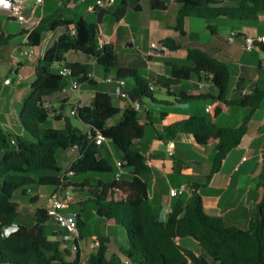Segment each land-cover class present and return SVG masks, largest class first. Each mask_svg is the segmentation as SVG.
Segmentation results:
<instances>
[{"label": "trees", "instance_id": "16d2710c", "mask_svg": "<svg viewBox=\"0 0 264 264\" xmlns=\"http://www.w3.org/2000/svg\"><path fill=\"white\" fill-rule=\"evenodd\" d=\"M60 7L43 17L32 31L23 30L19 35H27V46L37 49L42 36L57 33L59 36L36 65V81L32 84V94L24 101L20 124L23 135L7 132L0 123V264H80L82 255L79 241L84 237L87 222L77 215L79 238L75 240L76 253L73 260H67L69 251H63L65 237H52L47 230L51 219L47 209L38 210L36 224L26 227L17 224L19 205L14 201V193L19 189L28 192L32 186H56L72 188L75 192H86L88 199L81 202L83 208L96 207L97 216L122 226L127 234V249L119 253L111 250L112 239L99 237V244L88 257V264H209L207 257L183 246L180 241L191 238L218 264H264V198L253 211L246 229L229 225L222 217L209 216L204 211L202 189L206 188L217 174L229 154L239 147L247 134L255 113L264 104V89L254 87L250 93L239 99H229L231 72L227 62L201 49H188L186 63L167 62L169 75L144 76L138 69L118 68L117 79L132 80L128 89L129 103L116 124L108 122L119 116L121 110L113 104L108 92H96L89 106H82L76 115L89 126L85 132L62 114L54 111L56 121H64L62 129L44 128L50 117L45 107L44 97L63 92L72 79L81 84H97L89 75L93 66L82 63H67L72 75L64 77L52 70L55 63L64 61L67 51H75L93 57L107 73L116 67V37L113 35L103 49L99 47L98 29L108 11L96 6L98 24L85 18L69 20L65 11L72 0H60ZM100 3L107 0H98ZM119 5L113 13L115 24L127 17L128 6L133 3L137 12L142 11L143 0H117ZM239 1L237 8L220 6L219 0H175L180 6L176 25L173 29L181 37L186 36L185 22L188 18L212 20H238L256 22L264 13L263 0ZM152 10L166 11L163 0H151ZM207 30L216 33L215 25L209 23ZM72 29L75 33H72ZM15 34L0 33V49L7 47ZM161 45L170 51H178L182 44L166 38ZM264 52V46L260 47ZM193 76L200 81L208 80L218 89L216 97L196 96L182 87ZM238 90H242L238 86ZM157 94H165L172 100H160ZM139 102L140 110L133 104ZM194 102H223L228 107L249 109L238 127H223L213 119L195 113H181L169 110L156 111L154 106L164 105L175 108ZM217 109L214 117L219 115ZM159 125V127H158ZM147 127L155 133V140L165 145L174 143L179 136L191 137L203 147H213L215 156L212 167L203 184L192 182L186 187L190 192L176 197L171 210L166 214L163 206L155 205L150 198V182L154 161L141 153L135 146L145 138ZM97 133L115 144L120 151L122 169L129 176L112 181L93 180L91 174L116 176L115 165L100 156V146L95 143ZM77 150L80 158L69 169L70 177L63 173L58 152ZM173 171L177 175H194V169L185 161L172 155ZM86 177L81 183L72 180ZM69 181V186H63ZM258 187L264 190V152L262 170L258 177ZM27 188V189H26ZM17 224L19 229L5 238L3 229ZM65 236L67 233L60 229Z\"/></svg>", "mask_w": 264, "mask_h": 264}, {"label": "crops", "instance_id": "0c3cea01", "mask_svg": "<svg viewBox=\"0 0 264 264\" xmlns=\"http://www.w3.org/2000/svg\"><path fill=\"white\" fill-rule=\"evenodd\" d=\"M25 1H27L26 6L28 9L27 10L28 15L31 18H33V20L36 23H39L40 20L46 15L54 13L61 5L60 0H44L43 4L39 7H36L31 0H25ZM219 1L221 2L220 6H224L228 8H237L239 6V1H235V0H219ZM171 2L175 3V0H171ZM166 4L168 8L166 11H164L165 13H167L171 9V7H173V5L171 4L168 3ZM83 5H86L87 9H82L81 6ZM97 5H99L100 8L108 11L109 14L107 15H111V32L110 29H108V27L105 28V25L101 23L98 29V34L99 32H101L103 39L106 42H109L110 38L113 35H115L116 37L115 50H116L121 40H123L122 32L124 31V29L132 28L128 24L129 15L125 19L121 20L118 24H115L116 20L113 16V13L116 11L119 5L117 0H107L106 2L103 3H100L98 0H80V4L77 3V0H72L71 3L67 6L65 14L67 19L69 20L85 18L89 22L95 23L89 20L88 15L90 13H94L97 16L95 10ZM141 5L143 11V2L141 3ZM132 8L135 11L134 5L132 6ZM179 9H180L179 5H177V7H175L174 9V14L176 15V21H177V13ZM69 11L73 13L74 18H69L68 16ZM7 18L8 21H14L10 19L9 16H7ZM196 19L197 18H188L186 20L185 37H181L179 33L173 29L176 23L165 24L158 19H155L151 22L150 27L151 29L153 27L156 28V31L158 32V36H157L158 38L154 41H151L149 52H145V51L143 52L144 53L143 55L147 57L146 64L145 61L143 62L144 66L149 71L147 76L169 75L171 70L167 66V62L186 63L188 49L193 48V49H201L211 54L212 56L219 58L220 60H223L228 63L231 72L230 89L228 95L229 99L232 100L239 99L242 91H243L242 93L244 92L250 93L254 87H259L261 89H264V60L262 59L264 58V52H262L260 49H255L251 52H247L244 50V41L246 37L264 35V13L259 15V18L256 22L231 20L233 22V26L231 28L232 31L231 36H228V34H226L227 30L224 28V25L227 23L225 21L226 19H224V21L223 19L212 20V21L204 20L202 23H197L198 21H196ZM209 23L216 26L217 28L216 33H211L207 30L206 27ZM223 23L224 25H222ZM193 26H196L195 29L198 30L197 33L192 32ZM23 30H26V28H21V32ZM5 31L6 30H3L0 33H4L6 35L12 34ZM58 32L60 33L62 31H58ZM58 32L54 34L51 32L45 33L42 36L41 45L37 49L28 47L27 35H23L24 41L20 44V46L16 47L15 49L20 50L21 55H27L28 58L31 59L33 63H35V68H36V65L38 64L39 60L44 57L45 52L50 47H52V45L57 40L59 36ZM166 38H173L179 41L182 44L183 48L178 51H170L166 49L164 55L152 54L151 51L155 49L151 47V44L159 43L161 45V41ZM125 41H126V47H128L129 44L131 43L132 48H138L139 51L142 50V48L138 47L137 45L135 33H132L130 36H126ZM21 46L26 47L28 50L25 52L23 50V47ZM78 54H80V52H75L71 50L68 54L64 55V61L61 62L60 66L62 64H67V63L90 64L93 66V72L91 73L93 80L96 81L97 83L99 81L102 82L103 81L102 78H100L96 74L95 66L98 65L96 63V60L93 57H91L92 61L88 59L87 61L83 62V60L77 57ZM22 65H23L22 62H17L15 66H17V68L20 69ZM125 68L138 69L137 66H127ZM58 70L56 72H58ZM103 70L105 69L103 68ZM111 77L116 78L114 75H111ZM73 80H77V79H73ZM73 80H71L70 82H72ZM1 81L2 80H0V84ZM12 82H13L12 79H8V78L5 79V83L11 84ZM85 84L89 85L90 87L92 86L93 88L95 85H97V84H91L90 82H87ZM129 85L130 84L128 82V86ZM200 85H202V88L200 87ZM238 86L242 89L241 91L238 90ZM130 88L131 87H129V89ZM182 88L189 94L196 96L211 95L216 97L218 94V89L214 86V84L210 81V79L200 81L197 76H193L189 82L183 85ZM99 91L110 93V95L112 96L113 104L121 110L120 113L121 116L124 110L126 109V107L128 106L129 101L122 99L116 94L114 84H107L106 88H104L103 90H98L96 88L88 90L87 96H81L80 99L78 100V103L81 102L80 103L81 106H89L96 92ZM89 92H93L91 94L90 100H89V95H90ZM61 100L67 102L69 99L68 97H62ZM1 102H2V96L0 97V103ZM209 105H213V110L211 112H207V107ZM191 109L193 111L191 113H195V114L200 113L199 115H204L207 116L208 118L209 115H212L213 116L212 119L217 125H219L218 124L219 121L226 123L227 121L231 120V122L235 123L234 126L219 125L223 127H238L241 124L243 117L249 112V109H245L241 107H228L223 102L221 103L212 102L207 104L205 103V106L202 109H200V111H195L194 108ZM217 109L220 111V113L217 117H214ZM1 115L3 114L0 111V120H1ZM60 128L62 129V126H60ZM179 138L194 141V139L191 137L179 136L174 143H170L167 145V147L171 149V150L169 149V151H171L172 153L171 156L173 154L176 155L175 154L176 142ZM142 143L143 140L137 143L136 145L138 146ZM162 145L164 144L157 141L154 147L155 159H152L154 161V163H152L153 174L151 176L149 191H150V198L152 203H154L155 205L163 206L165 207L166 211H168V209L172 208V205L176 197H171L170 192H166L164 188L161 187L160 181H162L165 178L166 173L168 171L170 170L173 171L172 169L173 163L167 157L168 150L161 149ZM210 147L211 150L213 151V147L212 146ZM69 151L78 153V156L75 159V161L80 158V154L77 150H69ZM138 151L145 154L144 151L142 150H138ZM150 151L152 152V149ZM263 152H264V104L253 116L249 124V129L247 131V134L242 139L239 147L233 150L229 154L221 170L214 175L210 184L206 187L205 190L206 192L205 193L202 192L204 211L207 215L213 217H222L229 225L236 226L241 229H246L248 227L253 211L257 208V206L262 202L264 198V190L263 188L258 187V182H257L258 177L262 170ZM100 156L102 158H105L101 152V146H100ZM177 157L188 163L185 158H181L179 156ZM188 176H193V175H188ZM98 180H104V179L99 177L97 181ZM82 181L83 180H80L78 183H81ZM183 186H187V185H183ZM28 192H30V190H28ZM53 194L54 192L50 193L47 196V197H51L49 198L50 200L48 202V207H47L48 211H50L52 207L51 205L52 199L53 198L58 199V197L57 196L55 197V195ZM189 196H190V192L187 191L184 194V197L188 198ZM39 198H41V194L40 195L36 194V196L33 198V201H38ZM87 199L88 197L85 200ZM74 214L78 215V212ZM52 223H56V222L51 218L47 222V226H49ZM109 223L112 224L114 222H109ZM58 228L61 229L59 226ZM106 237H110V236H106ZM94 238H97V234L88 237L84 232V237L80 240V244H79V250L81 252L82 258H88L90 254L94 251L95 248H93L94 244L92 243V240ZM65 240H70L68 235L65 236ZM112 242H113L111 247L112 252L118 253L120 248L115 247L113 239ZM180 243L182 244V240L180 241ZM186 247L194 250L191 246H186ZM124 262L125 264H129L126 260H124Z\"/></svg>", "mask_w": 264, "mask_h": 264}, {"label": "rangeland", "instance_id": "374dc122", "mask_svg": "<svg viewBox=\"0 0 264 264\" xmlns=\"http://www.w3.org/2000/svg\"><path fill=\"white\" fill-rule=\"evenodd\" d=\"M168 4L173 5L171 9L165 13L164 11L160 10H152L150 7V0H143V11L137 12L134 11L132 6L133 3H130L127 16H128V24L132 28H125L122 32V38L119 46L116 49V67L107 73L103 70V67L100 65H96V74L100 78H102V82L99 81L94 88L87 84H82L81 90L73 91L68 89L67 92H61L55 95L44 97L45 107L49 108V119L44 123L41 124L44 128H55L61 129L64 127V121H56L52 116H54V111L57 114H62L65 118H68L73 125L79 127L81 130L88 132L89 126L83 123L80 118L77 116L72 115V110L74 109L77 104L80 105L81 102L78 103V100L81 96H87V91L91 89H98L103 90L106 88V83L104 82L106 78L111 77V75H116L118 68H125L127 66H137L140 73L144 76H147L148 70L144 66L147 62V57H145L143 52H149L150 50V43L151 41L156 40L158 37V32L156 28L153 27L151 29L150 24L153 20L158 19L165 24H174L176 23V15L174 14V9L177 7V3H172L171 0H163ZM77 3L80 4V0H77ZM82 9H87L86 5L81 6ZM8 13L0 12V32L6 30L9 33L17 35L15 39L7 46L0 49V97L2 96V102L0 103V111L3 115H1V126L10 134L13 135H23V128L20 124V118L22 114V107L25 100H27L32 94V84L36 81L37 75L35 71V63L32 62L31 59L28 58L27 55H21L20 50H16L15 48L20 46V44L24 41V37L20 36L21 25L14 21H8L7 18ZM69 18H74V15L71 11L68 13ZM89 20L98 24V16L94 13H90L88 15ZM197 23H202L204 20H199ZM224 21V20H223ZM227 23L224 25V28L227 30L226 34L228 36L232 35L231 28L233 26V22L231 20H225ZM102 23L105 25V28L108 27L111 32V15H106ZM196 26H193V33H197L198 30L195 29ZM5 31V32H6ZM132 33L136 34V40L138 47H141L142 50L139 51L138 48H132L131 43L128 47H126L125 37L130 36ZM23 47V46H21ZM23 50L26 52L28 49L23 47ZM70 51H67L64 55L68 54ZM75 56V55H74ZM76 57V56H75ZM83 62L87 61L88 59L92 61V58L86 56L83 53L78 54L77 56ZM264 60V58H262ZM17 62H22V67L18 69L19 73L22 75V79H19L17 74L13 72L15 65ZM61 63H55L53 65L52 70L56 72L59 68ZM12 79L13 82L11 84L5 83V79ZM129 87H133L134 82L132 80H128ZM89 100L91 99V94L93 92H89ZM62 97H68V101L64 102ZM157 98L160 100H172L165 94H157ZM205 106L204 102H194L189 105L170 108L164 105H156L154 106L156 111L160 110H169L174 112H181V113H191L193 112L191 108H194L195 111H200ZM200 114V113H198ZM209 118L212 119L213 116L209 115ZM120 120V115L114 117L108 122V125L116 124ZM230 122V123H229ZM219 125H230L234 126L235 123L231 122V120L223 123L222 121L218 122ZM157 141L155 140L154 131L151 127H147L145 138L143 139V143L140 145H136L135 149L144 151L145 155L150 159H155V145ZM161 149L168 150L167 157L172 162L171 151H169V147L167 145H162ZM152 149V152L150 151ZM204 149V150H203ZM171 150V149H170ZM149 151V152H148ZM101 152L105 158L111 161L115 165V170H118V162L121 161L120 151L118 150L117 146L113 144L111 141H106L101 146ZM150 155L148 156V153ZM176 156L181 158H185L187 160V164L191 166L195 170V175L188 176V175H177L173 171H168L166 173L165 178L160 181L161 187L164 188L166 192H170L172 188L179 189L183 185H188L192 182H197L203 184L205 182V176L208 174L211 165H212V158L214 156L211 147H203L197 145L193 140H185L179 138L176 142V149H175ZM77 152H67V151H59L58 158L60 165L63 168V173L70 177L69 169L71 164L77 158ZM199 161V162H197ZM168 166V165H167ZM129 176L128 170H123V177L127 178ZM90 177L93 182H97L99 177L103 178L105 181H112L115 176L114 175H97L91 174ZM86 177H80L73 179V183H78L80 180H85ZM117 179V178H116ZM63 186H69V181H65ZM27 189V188H26ZM24 189H19L14 193V201L19 205V217L17 218V224L23 225L26 227H32L36 224V213L38 210L47 209L49 198L47 197L50 193H53L55 197L57 196L60 201L66 203V207L64 213L74 214L76 212L80 213L82 210L83 217L87 222V226L85 228L86 236L90 237L97 234V238L92 240L93 244H99V237L100 236H110L115 244L116 248H123L124 250L127 249V234L125 229L117 224H110L105 219L100 218L96 214V207L93 205H88L87 207L83 208L81 204L84 201L88 194L86 192H75L72 188H60L56 186H32L28 188L30 192L24 193ZM206 188L202 189V192L205 193ZM36 194H41V198L38 201H33V198ZM168 212L166 211V214ZM47 230L49 235L52 237V234L55 232L59 234V239L65 237L64 233L58 228L56 223H52L47 226ZM65 239V238H64ZM62 244L63 251H69L67 255V260H73L76 253V246L75 240H65ZM80 244V241H79ZM183 246H191L195 252L200 255L207 257L209 260V264H218L214 262L210 256L198 245L191 238H186L182 240ZM119 253V252H118ZM60 264V263H56Z\"/></svg>", "mask_w": 264, "mask_h": 264}, {"label": "built area", "instance_id": "2783aa9c", "mask_svg": "<svg viewBox=\"0 0 264 264\" xmlns=\"http://www.w3.org/2000/svg\"><path fill=\"white\" fill-rule=\"evenodd\" d=\"M31 1L34 3L36 7L41 6L44 2V0H31ZM26 2L27 1L25 0H7L6 5L4 3H0V12L8 13L10 19L17 22L23 28H26L27 31H32V29H34L38 23H36L33 20V18H31L28 15ZM72 33H75L74 29H72ZM98 40H99V47L103 49L107 44V42L103 39L101 32H99L98 34ZM262 46H264V35L245 38L244 50L247 52H251L255 49H260V47ZM151 47L153 49H162L166 51V48L160 45L159 43H152ZM13 72L17 74L19 79H22V75L19 73L17 66H15V68L13 69ZM58 73L59 75L64 77H69L72 75V71L66 66V64H62L59 67ZM89 79H93L92 74L89 75ZM105 82L107 84H114L116 94L124 100H129V92H128L129 86L127 80L108 77ZM81 86L82 84L78 80H73L72 82H70V84L67 87L64 88L63 92H67L68 89L80 92ZM200 87L202 88V85H200ZM243 94L245 95L247 94V92H244ZM81 107H82L81 105L75 106L74 109L72 110V115L76 116ZM133 107L136 110H140L141 108L139 102L134 103ZM212 110H213V105H209L207 107V112H211ZM94 140L98 146H102L103 143L107 141L103 136V134L101 133H97ZM149 155L150 153H148V156ZM117 166H118V170L116 172V178L120 179L123 176L122 161H119ZM185 193H186L185 186H182L179 189L170 190L171 197H178ZM51 205L52 207L49 211L51 218L57 223V225L62 230H64L67 233L69 239L72 240L78 239L80 233L76 219L77 215L76 214L68 215L64 213L66 203L60 201L57 198L52 199ZM170 210L171 209H168L167 212H169ZM97 246L98 243L94 244L93 248H96ZM80 264H88V258H82Z\"/></svg>", "mask_w": 264, "mask_h": 264}, {"label": "water", "instance_id": "95a60500", "mask_svg": "<svg viewBox=\"0 0 264 264\" xmlns=\"http://www.w3.org/2000/svg\"><path fill=\"white\" fill-rule=\"evenodd\" d=\"M151 52L154 55H164L165 54V51L162 49H155V50H152ZM18 229L19 227L17 224H14L11 227L4 228L3 229L4 237L5 238L9 237L12 233L16 232Z\"/></svg>", "mask_w": 264, "mask_h": 264}, {"label": "clouds", "instance_id": "9594fccd", "mask_svg": "<svg viewBox=\"0 0 264 264\" xmlns=\"http://www.w3.org/2000/svg\"><path fill=\"white\" fill-rule=\"evenodd\" d=\"M0 3H4L6 5L7 0H0Z\"/></svg>", "mask_w": 264, "mask_h": 264}]
</instances>
